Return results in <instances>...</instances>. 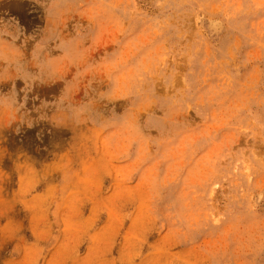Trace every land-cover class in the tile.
Segmentation results:
<instances>
[{"label": "rangeland", "instance_id": "rangeland-1", "mask_svg": "<svg viewBox=\"0 0 264 264\" xmlns=\"http://www.w3.org/2000/svg\"><path fill=\"white\" fill-rule=\"evenodd\" d=\"M0 264H264V0H0Z\"/></svg>", "mask_w": 264, "mask_h": 264}]
</instances>
